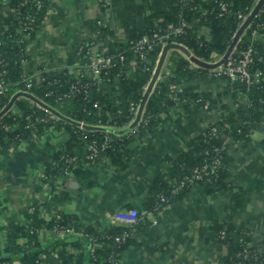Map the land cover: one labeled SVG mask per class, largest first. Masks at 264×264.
Returning a JSON list of instances; mask_svg holds the SVG:
<instances>
[{"label":"crops","instance_id":"obj_1","mask_svg":"<svg viewBox=\"0 0 264 264\" xmlns=\"http://www.w3.org/2000/svg\"><path fill=\"white\" fill-rule=\"evenodd\" d=\"M47 2V16L27 45L29 60L24 63L31 68L43 64L47 69L77 75L87 63L78 55L80 46L91 47L94 55L111 53L116 44L126 41L148 20L167 21L175 0ZM12 15H16V9L11 0H0V44L7 40ZM202 26L198 28L207 34L209 30ZM136 60L130 57L133 70ZM163 65L171 70L173 62L164 61ZM191 67L196 68L193 64ZM227 84L221 79L181 83L176 87L181 99L156 126L155 134H131L118 161L104 156L91 164L80 158L69 174L49 175L57 152L68 139L59 124L44 126L18 145L8 147L0 153L2 238L8 225L26 220L34 212L42 221L38 235L41 264H61L63 248L56 239L67 237L66 241H72L76 234L55 232L46 225L57 215L77 221L82 228L104 230L114 225L130 229L132 239L120 252L119 264H224L229 250L218 237L219 224L231 223L245 231L253 247L264 244V120L247 145H231V177L221 189L196 183L177 196H168L163 205L146 206L152 194L156 199L160 194L154 191V183L161 181L172 190L179 181L168 174V157L180 149L187 151L192 138L223 120V105L233 102L225 93ZM198 92L221 99L209 111L189 98ZM242 101L246 103L247 99ZM139 117L136 115L129 129L137 125ZM134 210L137 216L132 215ZM4 264L23 263L14 259Z\"/></svg>","mask_w":264,"mask_h":264},{"label":"trees","instance_id":"obj_2","mask_svg":"<svg viewBox=\"0 0 264 264\" xmlns=\"http://www.w3.org/2000/svg\"><path fill=\"white\" fill-rule=\"evenodd\" d=\"M223 1L231 2L232 14L221 15L214 0H193L188 5H184L181 0H175L167 21L156 23L148 20L144 27L133 30L126 41L116 44V49L111 54H123L126 59L121 61L115 57L114 66L102 74V80L93 81L85 69L79 70L77 75H72L67 71L47 69L43 64L38 68H31L28 63H24L29 60L27 45L47 16L48 2L41 0L38 5L35 0H11L16 15L9 19L10 38L0 44V74L5 84L4 92L0 93V153H5L8 147L16 146L33 136L44 126L55 124L41 121V118L46 116L45 108L49 107L64 118L65 121L59 125L65 128L68 135L65 145L57 152V160L50 167L49 175L64 172L67 166L62 159L64 155L85 158L90 143L96 140L98 144H102L106 135L112 140L101 151L98 161L104 156L118 161L123 156L131 134H155L156 126L181 99L177 95L178 100H175L176 91L171 90V85L177 87L186 81L202 84L221 79L228 82L225 93H229L233 102L223 105V120L211 125L217 127V134L211 133L210 126L206 133L192 138L187 143V151L180 149L168 157V174L178 179L190 175L194 168L211 164L215 157H220L221 168L210 172L209 177L213 178V181L206 186L221 189L226 179L231 177L228 154L231 145H247L252 132L264 120V0ZM237 13L249 17L242 21ZM26 17L33 20L28 24L29 34L27 31L21 32L27 25ZM182 20L188 25L183 33L173 37L174 46L165 51L166 47L158 45L143 58L137 56L133 70L130 65V57L133 55L130 49L131 41L151 36L155 30L165 29L170 23L179 24ZM202 25L210 28V38L200 36L198 26ZM255 31L258 32V37L252 41L251 36ZM249 45H254L257 49L255 61L250 67L252 78L255 79L254 84L241 80L232 81L227 76L216 77L210 73V69L220 64L228 54H240ZM164 54L165 61L173 62L172 75L168 77L164 71H158ZM192 64L196 68H192ZM257 70L263 72L260 78L255 77ZM37 72H41L44 81L37 82L33 79V85L28 87L27 82L23 81L24 76ZM76 81L90 86L89 97L86 98L85 94L80 92L60 100L59 97L70 92L72 84ZM153 81V87L148 92L149 89L146 88H149ZM189 98L195 102L201 98L199 104L202 106L208 102L209 111L213 110L221 99L205 92L195 93ZM243 98L247 99L246 103L242 101ZM95 103L100 107H95ZM132 106L135 110H132ZM142 106L139 127L129 129L136 117V111H141ZM79 121H85L87 124V139L82 138L77 125ZM30 123L34 124V127H28ZM216 149L219 151L216 152ZM154 185L157 187L154 191L160 194L157 199L153 198L152 194L146 206L163 205L160 201L161 195L174 197L191 188H184L175 194L161 181ZM58 223L73 227L76 232L72 241H66L67 237L56 239V243L63 248L61 264H119L120 252L132 239V232L128 228L114 225H108L104 230L82 228L77 221L67 216H62L59 222L53 219L46 225L53 230ZM41 227L42 221L34 212L29 214L26 220H17L8 225L5 239L0 234V264L14 259L23 264H41L42 245L38 237ZM216 229L218 235L221 231H226L225 238L218 236L229 250L224 264L245 261L239 253L245 249V241H249L246 232L231 223L219 224ZM124 234L127 235L125 240L118 241L117 238ZM96 243L101 246L95 248ZM251 249L260 253L262 261L253 257L249 262L245 261V264H264V244Z\"/></svg>","mask_w":264,"mask_h":264},{"label":"built area","instance_id":"obj_3","mask_svg":"<svg viewBox=\"0 0 264 264\" xmlns=\"http://www.w3.org/2000/svg\"><path fill=\"white\" fill-rule=\"evenodd\" d=\"M181 1L184 3V5H188L193 0H181ZM214 1L218 4L219 9L221 11L220 13L221 15L228 13L232 14V11L230 9L231 2L223 1V0H214ZM35 2L38 5L41 4V0H35ZM237 15L239 19L242 21H246L247 18L249 17V15L246 14L244 15L242 13H237ZM26 19L28 21L26 23L27 25L21 30V32L27 31V34H29L28 24L31 23L33 20L29 19V17H26ZM98 25L101 26V22H98ZM187 25L188 23L184 20H182L181 23L179 24L170 23L165 29L160 28L158 30H155L151 36H143L131 41L130 49L132 50L133 56L135 57L140 56L141 58H143V56H145L148 51L154 49L158 45L166 47L170 44H175L173 42V37L183 33ZM202 27L207 28L210 31L209 27H204V26ZM198 31L200 33V36H205L206 38H209V34H210L209 31H207L208 35L205 34L202 30L200 31L199 28ZM8 37L10 38L9 34L6 39H8ZM256 37H258L257 31L253 32L251 36V40L254 41ZM256 53H257V49L255 48V46L249 45L248 48L242 51L240 54L237 55L228 54L225 57L226 59L224 58V60L220 64L210 69V73L216 77L217 76L220 77L224 75L229 77L232 81L241 80V81H247L248 84H254L255 79L252 78L250 67L255 61L254 56ZM78 55L80 56L81 59L83 58L87 59V63L84 69L86 70V72H88V74H90L89 76L93 81L102 80V74L108 72V70L114 66L113 62L115 57L119 58L121 61L126 59V56L123 54L117 55L107 52H100L94 55L93 52L91 51V47L85 48L83 45L80 46ZM164 73L166 77L172 75V71L168 67L164 69ZM261 76H263V72L261 70H257L255 72V77L260 78ZM33 79L36 80L37 82L44 81V77L41 75V72H37L36 74L33 75L26 74L23 78V81L27 82L28 87H31L34 81ZM148 89L149 88L147 86L146 90ZM4 90H5V84L3 80H1V74H0V93H3ZM171 90L176 91V86L171 85ZM80 92H83L86 98L89 97L90 86L88 84H81L79 81H76L75 83L72 84L70 92L66 93L63 96H60L59 99L63 100L66 97L74 96ZM174 98L175 100H178V96L176 92L174 93ZM201 101L202 99L199 98L197 102L199 103ZM208 105L209 104L207 102L204 105V108L207 109ZM94 106L97 108L100 107L98 103H95ZM132 110H135L134 106H132ZM45 114L46 116H43L41 118V121H44L46 123L51 122L55 124H60L65 121L64 118L59 113L55 112L49 107L45 108ZM136 115L140 116L139 117L140 120L141 119L140 111L139 112L136 111ZM77 125L79 127V131L82 133V138L87 139L89 130L87 129V124L85 123V121H79L77 122ZM139 125L140 124L138 122L137 125L134 126L133 128L137 129ZM5 126L6 128H10V126L8 125ZM28 127H34V124L30 123ZM210 130L213 135L217 134L218 132V129L215 126H211ZM111 140L112 138L106 135L105 140L102 144H98L96 140L92 141V143H90L89 145L88 154L84 158L85 161L91 164H95L96 162H98V158L100 156L101 151L107 147L108 143H110ZM218 151L219 150L216 149V152ZM62 159L64 160V164H67L63 173L69 174L72 170L73 164H75L80 158L64 155ZM221 165L222 163L220 157H215L212 160L211 164H206L204 166L194 168L190 175H187L184 178L179 179L178 183L172 189V193L177 194L184 188L192 187L194 184H196V182H203L204 185L211 183L213 181V178L209 177L210 172L212 170H219L221 168ZM168 200H169L168 196L161 195L160 197L161 204H165L166 202H168ZM132 215L137 216L138 211L134 210L132 212ZM61 218H62L61 215H57L55 217L56 221L58 222L59 220H61ZM53 230L55 232H63V233L75 232V229L73 227H65L60 223H58ZM219 235L220 238H225L226 231L225 230L221 231ZM126 237L127 235L124 234L122 237H118L117 240L123 241L125 240ZM245 243H246L245 249L239 253V255L242 256V259L245 260L246 262H249L251 258L255 257L256 260L262 261L260 257V253H256L254 249H251L253 246H251L248 241H245ZM100 246H101L100 244L96 243L95 248ZM245 261L237 262L236 264H245Z\"/></svg>","mask_w":264,"mask_h":264},{"label":"water","instance_id":"obj_4","mask_svg":"<svg viewBox=\"0 0 264 264\" xmlns=\"http://www.w3.org/2000/svg\"><path fill=\"white\" fill-rule=\"evenodd\" d=\"M244 29V28H243ZM243 29L241 30V32L243 31ZM241 32H240V34H241ZM239 34V35H240ZM174 45L173 44H170V45H168V46H166V50L165 51H167L169 48H171V47H173ZM234 46V45H233ZM232 46V47H233ZM165 54L163 55V57H162V59L160 60V62H159V65H158V71L160 72V70H161V68L163 67V63H164V61H165ZM226 59V58H225ZM153 84H154V81L152 82V84L150 85V87H149V90H148V92H150L151 91V89H152V87H153ZM24 94H26V95H28V96H30L29 94H27V93H24ZM31 97V96H30ZM13 105V103L12 104H10L9 106H8V108L7 109H9L11 106ZM142 109H143V106H142V108H141V111H140V114H141V112H142ZM55 111V110H54ZM56 112V111H55ZM2 114H0V116H1Z\"/></svg>","mask_w":264,"mask_h":264},{"label":"rangeland","instance_id":"obj_5","mask_svg":"<svg viewBox=\"0 0 264 264\" xmlns=\"http://www.w3.org/2000/svg\"><path fill=\"white\" fill-rule=\"evenodd\" d=\"M164 69H165V68H164V67H162L160 71H162V72H163V71H164ZM165 76H166V75H165ZM96 163H97V162H96ZM96 163H95V164H96Z\"/></svg>","mask_w":264,"mask_h":264}]
</instances>
